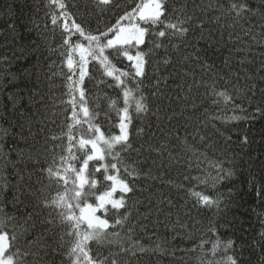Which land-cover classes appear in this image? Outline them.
<instances>
[{
  "label": "snow or ice",
  "instance_id": "snow-or-ice-1",
  "mask_svg": "<svg viewBox=\"0 0 264 264\" xmlns=\"http://www.w3.org/2000/svg\"><path fill=\"white\" fill-rule=\"evenodd\" d=\"M88 2L91 10L100 16L111 13L115 17V23L105 24L103 29L85 27L70 14L65 0H47L51 23L54 29L56 27L61 29L60 47L63 51L60 53L62 59L59 70L46 78L51 80L53 76H61L64 80L63 87L66 91L61 94L59 101V104L63 106L60 113L63 118L57 123L55 111L57 105L55 104L49 116L48 104L41 97L44 112L37 110L35 113L39 117L37 120L33 121L29 117L19 125L18 132H11L10 128H0V141L11 136L14 141L18 140L26 146L19 147L18 143H13L5 153L4 145L0 143V159L5 161V167L11 164L15 169L17 163H25V156H27V160L35 165L33 171L29 173V178L39 173L36 181L40 185L38 188L30 185L25 188L23 174L14 173L19 176V179L11 202L14 205H23L25 213L24 217H21L24 220L21 226L24 230L23 234L27 235L30 229L34 230L38 219L41 226L59 223L63 226L61 242L65 238L69 242L67 251L63 253L68 264H120L118 257L124 253L135 256L137 252L165 251L159 244L154 249H148L139 240L134 239L139 222L132 223L129 194L134 193V181L139 180L142 175L147 179L158 180L161 184H174L173 180L165 179L168 175L165 169L181 162L180 154L173 152L175 145H170L173 131L176 133L175 140L183 146L185 152L191 153L188 157L189 169L192 167V160L195 159L196 168L199 169L206 163L207 168L215 170V175L208 172L203 179L200 176L186 175L184 179L195 181V184L191 187L184 185H176V187L184 188L194 208L215 209L217 215L223 211L218 197L198 190V187L201 184L207 185L208 177H210L213 182L212 187L215 188L221 181L231 177L233 171L224 167L223 160L209 159L206 152L196 149L189 143L188 136H191L193 140L199 137L198 142L205 148H214V142H209V136L200 129L199 124L190 125L177 121L178 127L172 131H164L161 128L160 131L164 133L165 139L159 143V147L150 146L149 148V151L157 154L158 160L153 159L152 166L144 171L137 166L140 163L139 160L131 159L133 151L140 156L143 148V145L141 149L133 146L131 139L133 121L143 120L151 111L149 96L154 99L165 98L169 106L175 103L182 109L188 107L195 109V103L181 104V101L189 99L188 94L194 87L197 89L201 86L205 87L208 90L205 95L214 97L211 101L214 105L223 103L227 106L233 103L235 98L244 91L238 81L252 79V76L248 75V70L243 67L247 58H241L240 67L235 69L230 64V57H225L223 68H220L212 59L211 50L215 49L218 52L220 47L225 46V28H233L240 19H244L249 14L252 17H259L260 35L264 36V0H260L255 9L247 0H228L227 6L220 0H216L215 4L210 0L207 6L203 5V0L200 4H196L193 0L191 12L188 10V0H184L179 7L173 5L171 11L168 8V0H132L134 6L131 8L123 4L121 0H88ZM209 9L218 10L224 16H231L233 23L225 25L220 23L221 16H215L211 23L217 24L218 29L206 28L205 20L198 17L196 13L199 11L207 14ZM9 29L15 40L16 26L9 24ZM197 29H199L198 35ZM216 31L220 32L218 39L214 35ZM242 33L243 35L239 33L233 35L232 32H228L227 43L246 44L243 37L250 36L252 29H242ZM74 36L77 37L75 40H73ZM251 38L256 40L254 35ZM201 42L206 43L207 47H201ZM185 48H191L194 51L185 52ZM161 49L164 55L157 58L158 51ZM234 50L246 52L250 50V46L249 48L237 46ZM20 51L23 52V49ZM50 51L55 50L50 49ZM231 51L233 49L229 48V52ZM171 52L182 53L180 63L194 62L193 70L189 72L185 69L182 76L179 71L169 72L168 75L162 74L161 65L166 69L167 66L172 65ZM247 62L252 63V61ZM52 66L49 65V69ZM172 66L175 67V65ZM196 68L200 69L199 79L196 78ZM224 69H227L226 75ZM256 71L264 73V61H261ZM242 72L245 73L244 76H241ZM205 75L207 79L204 78ZM173 76H180L182 81L175 86L179 92L175 89L171 93L161 90V82L167 87L168 80ZM187 76H192L191 83L184 80ZM233 76L237 79V83H232L235 96L227 89L218 87L219 81H223L225 85L230 84L229 77ZM261 79L264 80V76H261ZM93 81L95 83L89 88V84ZM38 84L39 75H37ZM185 86L187 92H185ZM255 87L256 85L248 86L247 91L255 95ZM105 88L111 89L112 92H105ZM148 88L154 90L146 95L145 89ZM35 94L36 92L33 91L32 95ZM261 94L264 95V88L261 89ZM9 99H13L11 93ZM29 103H33L31 97ZM12 107L13 110L16 108L15 103ZM256 111L264 114L260 108ZM159 112L158 106L157 111L152 113L156 115L157 121L161 120ZM23 115L22 112L21 116ZM176 115L177 113L173 111L168 116V120L171 121ZM230 119L239 120L241 117L233 115ZM34 124L39 125L35 131ZM49 125H55L59 131H53ZM12 126L15 127V124ZM181 128L184 131L183 136L180 135ZM144 131L145 129L140 127L136 129V135L140 136ZM155 135L156 133L153 132V136ZM219 135L223 136L224 133L219 132ZM230 140L231 137H227L226 143ZM247 142L245 136L243 143ZM13 151L17 156L15 161L11 159ZM42 158L43 163H41ZM157 167L159 175H154L153 171ZM129 177L132 179L130 180ZM44 181L47 183L45 184ZM8 188L7 178H0V192ZM52 191L55 195L51 194ZM46 192H48L47 195H45ZM25 194L32 196L36 201L32 204L31 211L28 210L29 204L21 199ZM257 194H261V189L257 190ZM167 202L169 206H172L171 200ZM158 203L163 204L164 200L161 199ZM45 210L47 215L43 216ZM151 213L152 209L149 208L147 213L141 215L147 220ZM185 214L188 215V213ZM16 220L17 217L9 216L4 211L3 205H0V264H29L27 258L30 255L35 257L39 254L31 251V247L34 244L39 246L43 235L28 242V248L22 251L18 245L17 226L14 223ZM29 221H31L30 225ZM159 223L161 221L157 220V224ZM199 223H201L199 220H195L193 228ZM177 226L187 229V224H182L179 218L170 230H175ZM139 227L146 231L148 225L139 224ZM49 230L43 229L44 232ZM206 231L211 232L215 239L202 237L191 249L177 246L172 249L173 256L178 251H196L198 248L203 254L201 264H242L243 242L237 245L231 238L221 239L213 220H209ZM176 235L182 236V233H176ZM260 235L261 241H264V232ZM186 238L191 239L192 233L189 232ZM261 241H253V243L259 245ZM104 247L108 249L107 254L101 251ZM113 248L116 250L114 251ZM45 255H47L46 252ZM33 264L37 262L33 261Z\"/></svg>",
  "mask_w": 264,
  "mask_h": 264
},
{
  "label": "trees",
  "instance_id": "trees-1",
  "mask_svg": "<svg viewBox=\"0 0 264 264\" xmlns=\"http://www.w3.org/2000/svg\"><path fill=\"white\" fill-rule=\"evenodd\" d=\"M70 14L76 19L77 22L82 23L85 27L92 29H103L105 24L115 23V17L111 13L105 16H100L91 10V5L88 0H65ZM127 5L128 8L133 7L132 0H121ZM210 0H203V5L207 6ZM213 4L216 0H211ZM221 3L227 6L228 0H220ZM252 8H256L260 0H247ZM184 3V0H168L169 11L172 10L173 5L179 7ZM196 4H200L201 0H195ZM87 5V7H86ZM193 0H188V10L191 12ZM196 15L205 20V27L218 29L217 24H212L211 20L215 16H221L220 23L225 25L232 24L231 16H224L218 10L209 9L207 14L197 11ZM234 15V14H233ZM259 17H252L246 15L244 19H240L233 28H225L224 40L225 46L220 47L217 52L212 49V59L215 60L216 65L223 68V60L225 57H230V64L238 69L240 67L239 60L247 58L244 68L248 70V75L252 79L239 80L238 84L244 91L235 98L233 103L225 106L223 103L214 105L211 103L214 97L206 96L208 91L205 87L201 86L199 89L193 88L189 93L187 101H181V104L191 105L196 104V108L188 107L182 109L173 103L171 106L165 98L154 99L149 96L151 111L146 114L143 120L136 119L133 121L134 127L131 132V139L134 148L141 149V155L133 151L131 159L133 161L139 160L137 165L144 171H147L152 166V160L157 159L155 152L149 151L150 146L159 147L165 137L164 131H172L178 127L177 121L182 123H189L190 125L199 124L200 129L209 136V142H214V148H205L199 143V137L193 140L188 136V141L196 149L206 152L209 159H217L224 161V167L232 169L233 175L215 186L212 187V180L208 177L207 185L201 184L198 190L206 191L207 194L218 197L221 200V211L218 215L216 210L197 209L193 207L192 201L188 200L187 193L184 188H177L176 185H184L191 187L195 181L185 180L187 176H200L202 179L207 176L208 172L215 175V170L207 168L206 163L201 165V168H196L195 159L192 160L191 169L188 168V157L191 153L185 152L176 140V133L173 131V138L170 145H175L173 148L174 153H179L181 162L173 164L170 168L165 169L168 175L165 179H171L174 184L167 185L161 184L158 180L147 179L143 175L139 180L134 181L135 191L130 193L131 200H129V210L131 212V219L133 224H137L134 233V239L148 248L154 249L157 244L165 249L164 252L147 251L144 253L137 252L135 256L130 253L121 254L118 259L120 264H201L202 253L197 248L196 251L176 252L173 256L172 249L177 246L185 249H191L194 245L199 243V240L215 239L211 232L206 229L209 226V220L215 221L218 228V235L221 239H233L237 245L241 242L244 244L243 255L241 257L242 264H264V241H261V232H264V114L257 112L256 109L260 108L264 111V95L261 94V89L264 88V80L261 76L264 73H258L256 69L260 66L261 61H264V36H261V29L258 27ZM71 23V21H69ZM9 24L16 26V36L13 39V33L9 29ZM252 29L250 36H244L243 39L246 44H229L227 43L228 32L233 35H243L242 29ZM197 35L199 29H197ZM191 35V34H190ZM216 38H219L220 32L214 33ZM256 36L253 40L251 36ZM77 37H73L75 40ZM259 41V43L257 42ZM61 29L51 23L49 9L47 7V0H0V128H10L11 132H18L19 125L24 123L29 117L33 121L39 117L35 115L39 109L41 113L44 112L41 97L44 102L48 104V115L51 116L53 105H57L55 111L57 113V123L63 118L60 113L63 108L59 104L61 94L66 91L63 87L64 80L61 76H53L51 80L46 77L51 73L57 72L60 68V61L62 59L60 53L63 51L61 48ZM249 48L246 52H237L235 47ZM183 47V45H182ZM201 47H207V44L201 42ZM229 48L233 51L229 52ZM23 49V52L20 51ZM54 49L55 51H50ZM185 52L194 51L191 48H185ZM172 65L160 66V72L168 75L169 72L179 71L180 76L183 71L187 69L189 72L193 70L194 62L180 63L182 53L171 52ZM164 55L163 49L158 51L157 58ZM247 61H252L248 63ZM211 62V61H210ZM49 65H53L49 69ZM66 72L67 69L65 68ZM151 68L149 72L151 74ZM196 78L201 77L200 69L196 68ZM215 71V69H214ZM224 74H227V69H224ZM37 75H39V84L37 85ZM245 73H241L244 76ZM180 76H173L168 80L166 87L163 82L160 84L161 90L165 92H179L176 89L177 84L182 83ZM13 77L15 79L13 80ZM207 79V75L204 76ZM192 76L184 77V80L191 83ZM230 84L225 85L223 81L218 82V87L227 89L232 95H236L235 90L232 88V83H237L236 77H229ZM95 81L89 84L92 87ZM154 83V80H153ZM256 85L255 95L247 91V87ZM154 89H145L147 95ZM33 91L36 94L33 96ZM105 92L111 93V89H104ZM185 92L187 87L185 86ZM12 94L13 99H9V94ZM32 98L33 103H29V98ZM13 103L16 108L13 110ZM159 106L161 120L157 121L155 113ZM175 111L176 116L172 120H168V116ZM24 113L21 116V113ZM233 115L240 116L239 120H231ZM218 117V118H217ZM113 119L115 117L113 116ZM15 124V127L12 125ZM215 125V127H213ZM53 131H59L55 125H49ZM25 127H27L25 125ZM143 127L144 133L140 136L136 135V129ZM39 128L38 124L33 125L35 131ZM191 130V129H190ZM224 135L220 136L219 132ZM153 132L156 133L153 136ZM184 131L181 128L180 135L183 136ZM27 135V132H25ZM231 137L230 141L226 138ZM247 137V143H243L244 137ZM4 145V152L7 153L9 147L13 143H18L19 147H26L18 140L14 141L11 136L6 140L0 141ZM31 143V141H29ZM167 157V153L164 154ZM11 159H17L16 152L11 153ZM147 161V163H145ZM167 163V160L165 161ZM43 163V158L41 159ZM35 167L32 161L27 160L25 156V163H17L15 169L9 164L5 167V161L0 159V178L6 177L9 181V188L6 191L0 192V205H3L4 211L9 216L17 217L14 221L16 224V232L18 236V245L21 250L28 248V242L36 240L41 234L43 239L39 241L38 245H32L31 251L38 252L35 257L29 256L27 259L29 264L36 261L37 264H68V260L64 252L69 247L68 239L65 238L61 242L60 237L63 232V226L59 223L55 225L45 224L40 225L39 219L37 226L34 230L30 229L27 235L23 234L24 217L22 204L14 205L11 202L12 194L15 185L19 179L18 175L14 173L19 172L23 174V185L32 186L33 188L40 187L36 183L39 173H35L29 178V173ZM206 169V171H202ZM154 175H159V168L153 171ZM131 180L132 178L129 177ZM46 184L47 181H44ZM261 189V194H257V190ZM48 192L45 193L47 195ZM55 195V192H51ZM21 199L29 204L28 210H32V204L36 203L35 199L25 194ZM163 199L164 203L159 204V200ZM168 200L172 201V206H169ZM31 202V203H29ZM149 208L152 213L149 219H143L141 214L147 213ZM185 213H188L186 215ZM47 215V210L43 216ZM42 218V217H41ZM180 219L182 224H187V229L176 227L175 230H170L177 219ZM157 220L161 223L157 224ZM195 220L201 223L196 224L193 228ZM29 225L31 221L28 222ZM139 224H147V230H142ZM167 225V226H166ZM50 229L44 232L43 229ZM192 233V238L187 239L188 233ZM176 233H182V236H177ZM253 241H261L259 245L254 244ZM63 243V247H61ZM46 245V247H44ZM210 247V245H208ZM115 251L116 249L113 248ZM107 254V247L101 249ZM45 252L47 255H45ZM239 256V252H237Z\"/></svg>",
  "mask_w": 264,
  "mask_h": 264
}]
</instances>
